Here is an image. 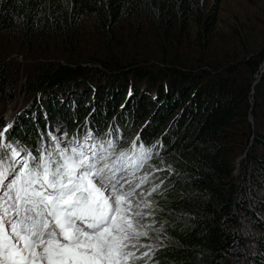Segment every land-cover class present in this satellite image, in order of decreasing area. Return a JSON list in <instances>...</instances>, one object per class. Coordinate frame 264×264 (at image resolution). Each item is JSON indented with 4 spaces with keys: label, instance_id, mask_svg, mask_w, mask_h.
Returning a JSON list of instances; mask_svg holds the SVG:
<instances>
[{
    "label": "trees",
    "instance_id": "16d2710c",
    "mask_svg": "<svg viewBox=\"0 0 264 264\" xmlns=\"http://www.w3.org/2000/svg\"><path fill=\"white\" fill-rule=\"evenodd\" d=\"M221 1L0 0V35L15 29L29 43L43 39L45 53L79 54L85 36L102 45L104 55L85 62H0V95L14 98L19 71L42 93L21 110L8 143L37 155L52 136L60 139L51 123L62 127L61 139L91 132L118 151L139 137L153 154L136 174L150 161L155 184L145 194L160 185L141 202H150L146 218L160 234L152 264H264V46L242 58L213 51ZM126 35L137 60L117 53ZM150 58L164 66L148 68ZM70 89L78 90L67 96ZM128 89L134 96L120 110ZM139 123L138 135L127 137Z\"/></svg>",
    "mask_w": 264,
    "mask_h": 264
},
{
    "label": "snow or ice",
    "instance_id": "6c2138e0",
    "mask_svg": "<svg viewBox=\"0 0 264 264\" xmlns=\"http://www.w3.org/2000/svg\"><path fill=\"white\" fill-rule=\"evenodd\" d=\"M11 127L0 130V264H136L149 227L139 208L160 185L138 193L151 174L133 180L152 149L137 137L117 153L89 132L34 155L6 142Z\"/></svg>",
    "mask_w": 264,
    "mask_h": 264
},
{
    "label": "rangeland",
    "instance_id": "374dc122",
    "mask_svg": "<svg viewBox=\"0 0 264 264\" xmlns=\"http://www.w3.org/2000/svg\"><path fill=\"white\" fill-rule=\"evenodd\" d=\"M216 32L217 34L213 41V47H214L213 51H217L219 55H221L222 53L225 54V52H227V54L231 56L233 55L232 53H235V55L237 54L238 57L242 58L243 56H245V51L250 50V52L252 53V51L254 52L257 49L259 50V48L264 46V0H222L220 4V11L218 15V24H217ZM121 34H119L118 37L121 36ZM131 34L134 35V32H132ZM84 39L86 40V41L84 40L85 42L89 41V43L87 44L89 47L86 46L79 48L81 49L78 51L79 54H73L71 53V51L68 50L65 51V53L63 54H58V52H51V51L45 53L46 47L48 48L50 46L45 45V47H42V45H44L45 42V41L43 42V39H37L36 41L32 40L29 43L28 41H24L22 35L20 33H17L15 29H13V31L10 33H5L0 35V62L5 63L6 61H10L13 64L14 68L18 66H20V68L23 67L25 68V67H29L33 62H35V64H39L41 62H46V61H53L54 63L59 62L62 64H65L67 62L76 63L82 61L85 62L86 60H89V58H94L96 57L94 56L95 54L104 55L101 44L95 45L92 42L93 38L89 36H85ZM127 39H128L127 35L123 36V38L121 39L122 46L120 45L122 50H118L117 53H119V56L123 54L122 56H120L122 57V60H130V59L137 60L139 57L133 58L135 53L134 42H131ZM40 45L41 47H39ZM102 55H98V56L102 58ZM141 62L145 63V61H141ZM148 63H150L148 65V68H152L151 66L154 67L158 65L164 66L163 63L158 59L153 63H151L150 61ZM83 64L93 68L96 66L97 68H99V70L102 69L106 73H108V71L110 72V70L106 71L105 67H101L100 65L98 66V64H94V63H83ZM261 71L262 68H259V71L255 73L253 77L254 78L259 77ZM94 72L95 71L92 69L90 74L93 75ZM95 74L99 75L97 72H95ZM96 84L97 83L94 82L93 80L92 86H95ZM14 87L15 90H14L13 99L0 95V130H2L5 126L9 124L12 125L8 133H6L7 143L12 139L11 137H10L11 139L7 138V134H9V132L17 125V120H18L17 116L19 117L21 115L20 113L23 108H25L27 105L29 108L31 103L33 104V100L31 97L32 94L35 95L34 98L37 102L39 98L40 100L42 98L41 90H38L34 93L30 91L26 83L25 74H23L22 71H19ZM144 87H145V82L144 80H142L139 83V88L142 89ZM77 90L78 89L68 90L67 96L71 95L72 93H75ZM78 93L82 94L83 93L82 89L78 91ZM44 95L45 93H43V96ZM45 96L48 97L50 95L46 94ZM133 96H134V92L132 91V89L126 90L123 100L120 101L119 103L120 110L126 109L129 100ZM94 97L95 96H91V101H88L84 105L87 106L88 108L91 107L92 104L96 102ZM63 100H65V98L60 100L61 101L60 105L62 104ZM88 115L89 114L85 116ZM134 124H131L130 129L126 130L127 137L131 136L132 134L138 135L136 132L140 130L141 123H139L135 127ZM50 128L52 129L50 132L53 131L52 132L53 134L57 132V136L58 138H60L61 141L68 138L65 137L64 139H61L62 137L65 136L59 133V131L61 132L62 127L61 128L58 127V129H56L57 127H55L54 123H51ZM49 136L50 134L48 135L45 134V136H42L41 134L40 139L44 137L48 138ZM242 154H244V152ZM239 156H237L236 159ZM148 164H150V161L146 164L145 168L140 173L135 175V179L133 180L134 184L138 182L139 178L146 173V168L148 167ZM154 184L155 181L150 180L147 183L141 185L140 189H138L137 192L145 193ZM138 198L139 196H137L136 199L139 200ZM147 210H148L147 208L143 207V203H141L139 211L145 213V215L141 220V223L144 225H148L149 227L146 229L148 231V236L140 238L139 243L141 245H146V247H142L139 249V251H136V255L140 257L136 261V264H152L150 261L147 262L146 260L148 258L149 253L151 252V248L159 241V236H160V234H158L159 229L156 228V226L154 228V226L147 221L146 218ZM143 252L148 253V255L142 256L141 253Z\"/></svg>",
    "mask_w": 264,
    "mask_h": 264
},
{
    "label": "water",
    "instance_id": "95a60500",
    "mask_svg": "<svg viewBox=\"0 0 264 264\" xmlns=\"http://www.w3.org/2000/svg\"><path fill=\"white\" fill-rule=\"evenodd\" d=\"M244 156H245V153L242 154V155H240V156L236 159V161H235V170H234V174H236V172H237V170H238L239 162H240V160H241Z\"/></svg>",
    "mask_w": 264,
    "mask_h": 264
}]
</instances>
